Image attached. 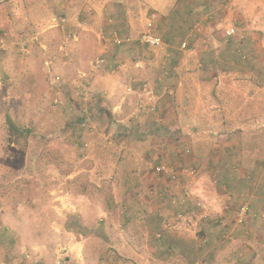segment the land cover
<instances>
[{"label":"rangeland","instance_id":"374dc122","mask_svg":"<svg viewBox=\"0 0 264 264\" xmlns=\"http://www.w3.org/2000/svg\"><path fill=\"white\" fill-rule=\"evenodd\" d=\"M177 3V10L182 13L178 22L179 19L187 22L184 33L169 48L136 44L134 52L138 57L133 60L143 62V69L151 71L140 74L141 83H148L151 88L157 82L167 81L165 72L171 68H189L192 75L186 82L202 83L207 88L209 111L204 116L217 109V104L211 101L217 102L218 98L208 97L213 94L214 84L225 89L221 98L235 101L237 110L246 106L253 116L263 114V122H236L232 126L234 138L224 140L231 142L226 148L233 146L237 153L234 157L232 151L229 163V173H234L235 182L254 186L263 183V188L225 186L233 210L237 213L246 203L248 213L238 225L232 221L230 237L221 231L215 248L218 252L212 261L264 264V0H177ZM107 4L116 11L105 10ZM164 4V0H0V22H13V31L18 32L12 35L8 30H0V40L7 43L5 49L0 47V224L8 228L11 238L22 247L24 259L26 252L31 258L55 263L56 256L61 255L60 246L66 248L63 254L66 256L71 239L79 241L78 233L89 227L85 221L98 229L96 224L101 222V216L109 229L104 237L98 235L101 240L97 237L91 252L94 256L99 251L98 256L104 254L107 258L110 250L111 259H102L113 264L121 255L109 241L121 238L123 210L137 211L141 216L150 196L166 199L174 220L187 219L185 215L178 216L182 207L174 200L191 192L184 188L179 190L180 194L175 189L166 191L172 180L163 167L168 164L178 168L175 151L185 146L183 142L173 134L166 143L170 156L166 159L158 156L152 147L158 142L141 139L134 130L141 113L134 106L135 101L125 108L116 107L115 99L94 90L92 85L95 79L89 75L88 62L91 60L93 66L101 57L100 45L108 43V57L131 50H124V44H116L111 39L112 33L102 31L103 27L80 34L84 22H137L134 38L138 39L147 22H155V32L165 41L169 29L161 22L168 14ZM176 16H171L169 22ZM231 25L236 31L227 38L226 30ZM114 30L117 31L115 27ZM33 31L40 33L38 40L20 43L21 34ZM185 40L193 50L181 48ZM74 51L76 58H70ZM79 54H87L86 66L85 59L80 62ZM107 65L113 67L115 63L105 59L101 68ZM224 70L231 73L224 74ZM56 76L60 77L57 81ZM106 78L107 84L113 86L114 78ZM233 85L235 93L229 94L226 89ZM191 99L196 101V95L191 94ZM222 99L218 100L223 109L217 112L220 114L226 112ZM9 120L15 129H11ZM172 125L176 129V124ZM220 128L225 129V125ZM99 163L101 166L93 169ZM260 167L263 174L256 173ZM187 171L182 178H188ZM200 173L196 170L197 176ZM206 176L203 178L207 179ZM224 177L216 173V184L225 185ZM257 194L261 197H256ZM126 195L131 200L122 203L120 200ZM139 196L148 197L137 202L134 198ZM100 199L107 201L105 215L106 206ZM7 215L11 218L4 219ZM224 226L219 228L225 229ZM9 258L7 254L2 256V264Z\"/></svg>","mask_w":264,"mask_h":264},{"label":"crops","instance_id":"0c3cea01","mask_svg":"<svg viewBox=\"0 0 264 264\" xmlns=\"http://www.w3.org/2000/svg\"><path fill=\"white\" fill-rule=\"evenodd\" d=\"M164 2L166 3L164 4L166 9L165 13H168V16L165 15L161 22L162 26L169 29L168 34L166 33L167 30H164V33H166L164 45L169 48L171 47V42L176 40L178 35L184 33L187 22H184L182 19H179L178 22V17L181 18L182 13L181 9L177 10V0H164ZM109 4L105 6V10H115V8L113 7L112 9ZM167 5H169L170 8ZM167 7L169 9H167ZM99 9L102 8L99 7ZM124 9L126 10V7ZM189 10H192L191 7ZM173 15H177V18L169 22ZM101 27H103L102 31L105 30L106 33H112L111 39L113 35L117 34L123 38H129L128 41L123 43L125 47L123 49H129L132 52L120 51L114 57H108V52L110 51L108 43L104 46L100 45V56L108 60H113L115 65L113 67H111V65L108 67L107 65L103 68H96L92 66V62L89 60L88 72L91 78L94 76L95 81L92 84L94 90L106 92L104 96L109 99H115L114 103L116 107L121 106L125 108L128 103H133V101H135L134 106L137 110L140 108L139 111H141V113L139 114L140 118H137L139 125L134 126V130L138 132L141 139L148 138L153 143L158 142V144L152 146L156 149L158 156H162L165 159L168 158V156H170L168 153L170 148L166 143L173 134L175 137L180 138L185 146H183V148L178 147L176 150L177 152L175 151L177 160H179L175 162L179 165V169L182 168L181 165H183L186 166L184 168L192 171L191 174H187L188 178L181 177L178 183H173L171 181V184H168L171 188L174 187L175 191H178L177 193L179 194L181 188L188 190L187 192H191L190 194H186V201L177 202L180 207H182L181 211L186 210L184 211V215L187 219L181 221L174 220L168 201L163 198L162 200L161 198L153 199L151 196L146 199L147 203L144 205L145 208L141 216L137 211L123 210L120 216L121 221L119 226L121 238L114 241L110 239L109 241V245L117 249L121 255L113 264H214L212 257L218 252V248L215 250L219 245L217 238L220 237L221 231L226 233L224 235L225 237H230L229 232H232L234 228L232 221H236L237 213L233 210V206L230 202L231 196L225 188L233 187L236 189L245 187L249 190H256L259 187L263 188V183L262 185L255 184L256 186H254L253 183L246 185L241 183L242 181L235 182L234 173H229V163L232 155L235 154V157L237 153L233 146H231L230 149L226 148V146L231 143L230 141L229 143L226 141L235 136V130L232 128L233 124L236 122L240 123L241 121L253 123L263 122V114L257 113V116H253L250 110L246 111V106H243L242 110H237L235 101L232 99H224L223 101L221 98V94H223L225 89L214 84L212 86L213 94L211 96L208 95V97L218 98L216 99L217 102L215 100L211 101L217 104L215 105L217 109L212 110L208 116H204V114L209 111V106L206 105L207 99L205 94L207 88L205 89L202 83L191 85L186 82L187 78L192 75V71L187 67L177 70L173 67L171 71H166L165 73L168 75V80L163 83L157 82L152 88L149 85L150 91L147 92V90L141 86L143 78L140 80V77H142L140 74H150L151 71L143 69V62L133 60L134 58L137 60L136 57H138V54L134 52V46L140 43V38H134L138 23L84 22V29L80 34L85 32V34H88V31H96ZM114 27L117 31L114 30L112 32ZM0 30H8L12 35L18 34V32L13 31V22H0ZM22 35L23 34L16 36L22 38L24 37V35ZM74 53L75 51L72 53V56L70 55L71 57H69L76 58ZM79 55L81 56L80 62L85 59L83 63L86 66L87 54ZM68 63L67 66L70 67ZM218 72L220 73V71ZM197 73H201V71L198 70ZM222 73H231V71L224 70ZM114 75L116 76L115 78L112 77ZM106 77L114 78L115 83L113 86L107 84ZM159 80H161L160 77ZM129 88H131V90H129ZM226 90L229 94H234L236 85ZM190 93L194 96L196 95V101L195 99H191ZM188 94H190L189 98H187ZM134 97L136 98L134 99ZM219 98L222 99L223 108L226 110V112H223L224 114L217 113L223 110H221L222 106L218 101ZM108 103L109 100L107 105ZM216 113L219 115L216 116ZM203 117H207V119ZM205 123L207 126L204 125ZM151 124L155 126L151 128ZM172 124H176L174 125L176 129L173 128ZM222 124L225 125V129L220 128ZM124 128L125 127L121 126V129ZM173 130H177L176 133H174ZM237 132L240 133V130ZM99 166H101L100 163L92 167L96 170ZM196 170L202 173L197 176ZM262 170L263 168L260 167L256 173L263 174ZM216 173L220 176H225V185L216 184ZM203 176H206L207 179H204ZM258 176L260 177L261 175ZM209 177H211V179ZM5 196L6 194L3 195V197ZM252 196H254L253 193ZM129 197L130 196L127 195L123 196L120 201H122V203L125 201L129 202V200H131ZM146 197L139 196L134 199H136L137 202L140 200L143 202ZM256 197L261 196L257 194ZM10 198L11 197H9V199ZM101 200L103 199H100V201ZM193 201L201 202L202 206H196ZM102 202L105 203L104 206H106L107 201L104 199ZM93 203H95V201ZM123 206L122 204V208ZM103 213L104 215L107 213V206ZM211 217H215L214 220L211 219ZM8 218L10 219L11 217L9 215L4 217V219ZM230 219L231 222H228ZM99 220L101 222L96 224V226L99 225L98 227H100L98 229L90 226V224L85 221V224L89 225V227L85 226L84 232L78 233L80 238L79 241H76L74 238L71 239L70 249L63 259V264H106V261H104L102 257L104 259H111L110 250L107 252V258H105L104 254L98 256L100 253L99 251H97V254L95 253L96 255L94 254V256L92 255L93 252H91L92 246L94 243H97L98 235L100 234L104 237L105 231L109 229L107 222L104 221L101 216ZM224 222L228 223L224 224ZM235 223V225H238V222ZM224 225H227L228 228ZM222 226H224L225 229L221 230V228H219ZM240 229V227H237L238 233L242 232ZM99 239L101 240L100 237ZM110 242L114 243V245ZM20 248L21 250H19ZM24 251H26V249ZM34 252L37 253L36 250H34ZM5 254L10 255L9 259L11 260H8L9 264H47V262L42 259L37 263H32L30 260L24 259L22 247L18 246L15 240L11 238V232L8 231V228L0 224V258ZM35 257H37V255H35ZM38 258L41 257L39 256ZM2 262L3 260L0 259V264H2ZM53 264H58L57 260H55Z\"/></svg>","mask_w":264,"mask_h":264},{"label":"built area","instance_id":"2783aa9c","mask_svg":"<svg viewBox=\"0 0 264 264\" xmlns=\"http://www.w3.org/2000/svg\"><path fill=\"white\" fill-rule=\"evenodd\" d=\"M152 17H155V15L153 14ZM198 25L199 24L197 23V24L194 25V27L196 28ZM155 26H156V23L155 22H147L145 29L142 31V33L140 35V42L142 44H146L148 46H163L165 44L163 38L161 37V35H159V34H157L155 32ZM235 31H236L235 26H232L231 25V27H228L227 28L225 35L227 36V38H229V37H231L235 33ZM39 35H40V33L38 31H36V32L33 31V32L29 33V34L24 35L25 38L22 37L23 39H21L20 43L24 44L27 41H36V40L39 39ZM112 39H113V41L116 44H123L124 42H126V41L129 40V38H126V37L123 38V37L119 36L118 34L117 35H114L112 37ZM0 44H1L0 47L2 49H5L6 48V42L4 41V39H1L0 40ZM181 48L184 49V50H193L192 46H190L186 40L181 43ZM104 62H105V58L101 56V57H99L96 60L95 65H93V66L96 67V68L97 67H101V65H103ZM137 65H139V64H137ZM59 79H60L59 76H56L55 77V81H57ZM142 88L146 89L147 92L150 91L149 90V84L148 83H143L142 84ZM129 90H131V88H129ZM139 110H140V108H139ZM165 165L166 164H164V166H163L164 169H165V171L169 173L172 182H176V183L178 182V180H180L181 175L188 170V169H185V168L184 169L175 168V167L170 166L168 164L166 166ZM187 172H188V174H191L192 173L191 170H188ZM170 188H171V186H169V188H166L165 190L166 191L170 190L172 192L173 189H174V187L171 188V189ZM186 200H187V196L186 195L185 196L182 195V196H179L174 201H175V203H177L178 201L184 202ZM190 201H191V199H190ZM194 203H195L196 206H202L201 202L195 201ZM247 213H248V205L246 203H243L239 207V209L237 211L236 221L238 223L239 222H243V220L246 217ZM178 216L179 217H183L184 216L183 212L182 211H179L178 212ZM65 250H66V248L65 247H62V246H60V248L58 249V253L61 252V255H62V256L61 255H58L57 256V263L58 264H63V259L65 257L64 256L65 255L64 254L65 253ZM25 257H26L27 260H30L32 263H37V262L40 261L39 259L31 258L30 254L29 253H26V252H25ZM3 264H9V262H4Z\"/></svg>","mask_w":264,"mask_h":264},{"label":"trees","instance_id":"16d2710c","mask_svg":"<svg viewBox=\"0 0 264 264\" xmlns=\"http://www.w3.org/2000/svg\"><path fill=\"white\" fill-rule=\"evenodd\" d=\"M9 125H10L11 129H15V125L13 124V122L11 120H9Z\"/></svg>","mask_w":264,"mask_h":264}]
</instances>
